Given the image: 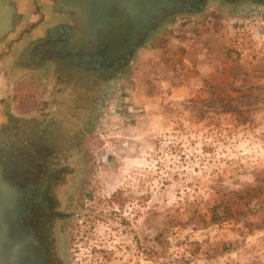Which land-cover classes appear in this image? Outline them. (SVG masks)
Instances as JSON below:
<instances>
[{"label": "rangeland", "instance_id": "obj_1", "mask_svg": "<svg viewBox=\"0 0 264 264\" xmlns=\"http://www.w3.org/2000/svg\"><path fill=\"white\" fill-rule=\"evenodd\" d=\"M67 70L56 264H264V0L164 20L101 83Z\"/></svg>", "mask_w": 264, "mask_h": 264}, {"label": "water", "instance_id": "obj_2", "mask_svg": "<svg viewBox=\"0 0 264 264\" xmlns=\"http://www.w3.org/2000/svg\"><path fill=\"white\" fill-rule=\"evenodd\" d=\"M12 0H0V39L11 32L15 10ZM70 17L73 31L67 47L82 54L102 50L105 62L125 59L141 38L169 13L202 0H56ZM3 177L0 162V264H47L34 233L19 219L31 198Z\"/></svg>", "mask_w": 264, "mask_h": 264}, {"label": "flooded vegetation", "instance_id": "obj_3", "mask_svg": "<svg viewBox=\"0 0 264 264\" xmlns=\"http://www.w3.org/2000/svg\"><path fill=\"white\" fill-rule=\"evenodd\" d=\"M15 1L16 0H12L11 5L16 14ZM206 1L207 0H202L198 10L187 7L177 14L201 11ZM222 1L256 4L263 0ZM48 7L51 8L53 12H58L62 18L66 19V23L69 24L66 25L62 23L56 27L53 39L57 49V54L55 56H57L59 60L70 63V67L68 68L87 71L86 69L89 67H98L100 70H104V73H101L99 77V83H101L103 79L108 80V78L114 77L130 62V58L134 51L127 55L125 59H113L110 62L104 63L105 56L102 50L94 51L89 54H82L72 47H67V35L73 31L71 22L69 23L70 17L57 5L56 0H50V4L46 5V7L45 5L43 6L46 10H49ZM39 8L40 7L34 6L32 15L39 16ZM177 14L169 13L160 22L153 25L152 30L141 38L135 48L140 46L148 36L156 31L164 20ZM38 20L39 19H37L36 22ZM17 22L14 15L12 30L16 27ZM71 79L70 76L58 78V84L61 86L64 85V82H69L70 84V82H73ZM66 127V122L59 120L54 121L53 119L45 123L43 127L37 129L24 128L21 123H18L15 125V129H13V134L6 132V130H2V132H4V137L0 138V162L3 165V177L20 191L29 189L28 194L32 200L22 209L24 211L20 214L19 219L24 227H28L33 231L34 238L41 247L43 258L46 260L47 264H56V256L53 250V224L64 219L61 217L64 203L61 194L64 193V190L69 186L66 182V177H70L73 172L68 166H60L54 170V166H52L53 164L51 163L56 151V144H53V140H57L56 135L60 134V131L65 130ZM68 140L70 139L65 138L62 143L68 144ZM19 154L24 155L26 160L23 161V159L19 157ZM61 190H63V192H61Z\"/></svg>", "mask_w": 264, "mask_h": 264}, {"label": "crops", "instance_id": "obj_4", "mask_svg": "<svg viewBox=\"0 0 264 264\" xmlns=\"http://www.w3.org/2000/svg\"><path fill=\"white\" fill-rule=\"evenodd\" d=\"M26 2L15 4L16 27L0 39V131L13 130L18 123L37 129L56 120L62 100L58 78L70 72L67 70L70 63L55 56L53 40L56 27L62 23L69 25L66 19L50 6L49 10L43 8L50 0H32L33 6L40 7L39 16L21 9ZM32 98L39 105L35 111L29 109L34 102Z\"/></svg>", "mask_w": 264, "mask_h": 264}, {"label": "trees", "instance_id": "obj_5", "mask_svg": "<svg viewBox=\"0 0 264 264\" xmlns=\"http://www.w3.org/2000/svg\"><path fill=\"white\" fill-rule=\"evenodd\" d=\"M250 192L249 191H245V192H241L240 195H237V198L244 203H247V201H249V197H250Z\"/></svg>", "mask_w": 264, "mask_h": 264}]
</instances>
